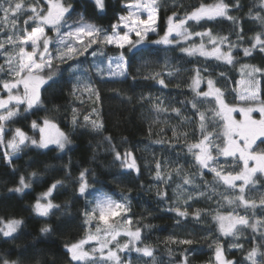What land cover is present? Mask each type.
Returning <instances> with one entry per match:
<instances>
[{
  "label": "snow or ice",
  "instance_id": "snow-or-ice-1",
  "mask_svg": "<svg viewBox=\"0 0 264 264\" xmlns=\"http://www.w3.org/2000/svg\"><path fill=\"white\" fill-rule=\"evenodd\" d=\"M87 2L88 0H85V4ZM91 3L100 12L106 10V0H91ZM124 7L127 14L120 15L117 23L112 24L108 30L93 22L84 12H78L71 0H0V33H5L4 39H0V57H3V62L0 63V91L7 93L6 97L0 96V148L5 149L3 160L13 171L14 158L19 157L28 148L57 153L71 150L72 139L48 118H45L42 124L32 121L33 135H29L20 127H13L17 117L43 106L41 90L47 92L58 87L63 82L64 72L68 73L69 82L72 84L71 95L79 99L87 94L89 99L94 97L96 102H100V91L95 86L92 73L94 72L101 81L126 82L131 76L130 56L144 58L151 55V52L145 50L146 45L170 48L183 41L185 46H181L180 51L187 56L199 55L235 67L232 49L238 45L232 43L227 36L213 35L211 29L192 32L187 25L189 21L199 24L201 21H214L218 18L230 20L235 25L239 21L230 14V9L239 10L242 7L239 0H235L233 5H229L225 0H214L210 4L201 3L179 19H175L176 13H173L167 18V28L162 36L158 34L156 27L160 0H125ZM253 9L258 10L253 12ZM144 14L146 18H142ZM249 18L257 21L261 32L254 36L251 47L243 48L244 56L252 55L254 49L264 53V0H256L250 7ZM46 29L53 35H48ZM240 31L242 32V29ZM149 33H155L159 38L150 39ZM193 36L201 38L199 44L186 43ZM205 37L208 38L207 43L212 45L210 50L205 46ZM237 39L243 40L244 37L237 33ZM224 44L228 45L226 52L221 50V45ZM93 45L114 46L119 52L108 56L103 48H96L89 53ZM86 54L94 58L88 67H84L83 62H78L69 64L67 69H61L62 64H68L70 60L78 61L79 57ZM98 57H103V60L97 61ZM175 71L179 72L180 69ZM203 71L208 72V68L205 67ZM240 71L242 78L236 82L239 89L238 98L246 103L244 106H229L225 102L224 91L216 86L211 73L208 77H203L201 69H195V76L189 85L194 96L187 103L191 104L195 114L199 116L201 137L198 141L189 143L186 132H178L173 128V137L168 143L170 147H174L183 136L187 153L194 160L190 167H195L197 171L190 173L184 165L176 161L165 160L162 163L157 160L154 179L167 185L173 180L174 172L181 181L176 184L179 194L175 199H183L185 205H188L194 196L209 200L219 196L218 206L213 210V220L221 235L232 238L228 248L243 249V244L238 241L245 230L250 229L253 233V246L245 253L244 264H264V147H261L264 145V99L260 97V79H264V68L242 64ZM173 74L168 72L169 76ZM258 74L260 79L257 78ZM218 75L226 77L225 72ZM159 76L157 73L155 77L146 76L144 79H158V83L166 87L165 80ZM205 79L207 91L200 89V84ZM132 80L135 82L136 77L133 76ZM112 90L118 92L115 88ZM213 101L215 107L201 111V105ZM153 107L157 112L169 110L163 107L162 101ZM171 111L178 117L182 116L179 108L172 107ZM72 112L74 128L86 127L97 133L103 131L104 124L96 108L84 115L83 124L79 123L78 110L73 108ZM234 112H239L242 118L235 119L232 115ZM253 113H259V118H254ZM215 117H220L223 121L220 131L208 130V122L214 121ZM149 133L151 134V128ZM104 140L111 145L115 165L123 170V173L135 172L139 175L140 168L133 152L117 151L110 136H105ZM257 141L260 143L257 144ZM155 143L162 144L164 141L157 140ZM220 157L224 160L221 161ZM226 163L232 165V170H226ZM65 167L67 169V166ZM205 170L213 174L212 182L205 179ZM39 175L37 171L29 173L27 178L21 175L18 184L8 191L23 195L25 190L31 189L33 181ZM66 175L69 179L72 178L70 171H66ZM90 175L92 182L89 180ZM197 177L203 182L202 187L197 184ZM95 179V173H90L87 168L82 169L76 177V192L86 200L83 212L86 229L82 238L65 245L68 264H133L128 255L121 256V253L132 252L137 254L136 264H162L155 256V249L144 241L139 227L135 230L124 227L132 224V221L126 218V213L131 210L130 197L123 196L121 200H116L102 193L93 196L94 191L99 193V190L93 187ZM119 179L120 174L114 177L116 182H119ZM237 181L241 183L238 185ZM63 186V180H56L37 196L32 206L36 215L47 218L54 214V210L60 209L61 206L54 202L53 193ZM221 186L223 191L220 190ZM156 187H159V184ZM191 189L198 191L193 193ZM254 192L261 193L258 200L252 195ZM184 193L187 195H183ZM89 196L93 198L89 199ZM157 196L163 200L167 198V193L158 191ZM220 201H224L230 209L226 214L220 210L223 206ZM241 208L243 213L238 211ZM167 211L175 212L181 219H187L189 216L188 207L182 210L175 201L174 206L169 207ZM201 213L202 210L197 209L192 216L200 221ZM122 214H125V218L109 223L110 218L121 217ZM94 221L102 222L104 227L99 223L94 224ZM176 223L180 224L181 220L178 219ZM23 224L22 219L13 218L6 222L0 220V240L6 243L14 242ZM40 232L47 235L52 232V228L45 224L40 228ZM121 236L127 237V240L121 242L118 239ZM257 236L259 240L256 239ZM168 240L189 246L196 243L190 238L177 241L173 236H169ZM213 243L214 256L209 264H240L239 261L227 257V250L218 239ZM87 245L93 246L86 247ZM195 251V248L184 249L182 259L170 261V264H190L188 255ZM171 252L170 249V255ZM0 264H21V260L2 257ZM36 264L40 262L36 261Z\"/></svg>",
  "mask_w": 264,
  "mask_h": 264
},
{
  "label": "trees",
  "instance_id": "trees-1",
  "mask_svg": "<svg viewBox=\"0 0 264 264\" xmlns=\"http://www.w3.org/2000/svg\"><path fill=\"white\" fill-rule=\"evenodd\" d=\"M71 2L78 12H84L93 22L108 30L112 24L117 23L120 15L126 14L125 0H106L107 7L104 12L98 11L91 0H88L87 4L85 0H71ZM213 2L214 0H160L157 18L159 34L164 33L167 28V18L173 13H176L175 19H179L199 7L201 3ZM225 2L233 5L235 0H225ZM239 2L242 5L239 10L230 9V14L237 17L239 21L235 25L232 21L223 18L201 21L199 24L189 21L187 25L192 32L211 29L213 35L227 36L232 43L238 45L232 49L235 67L199 55L189 57L180 51V47L185 46V42L170 48L148 45L145 50L151 52L150 56L144 58L130 56L131 76L126 82L101 81L94 72L92 73L95 86L100 91V102H96L94 97L89 99L87 94L79 99L71 95L72 84L69 82L67 72H64L63 82L54 90L50 89L47 92L41 90L43 106L17 117L13 127H20L29 135H33L32 121L35 120L41 124L45 118H48L72 139L73 144L70 146L71 150L66 153L28 148L19 157L14 158L15 171L4 162L3 149L0 148V220L6 222L15 218L24 221L22 230L14 242L6 243L0 240V258L20 259L21 264H36V261L40 264H68L65 245L85 235L83 212L86 200L76 192V177L82 169L87 168L90 173H95L93 187L99 190V193L94 191L93 196L102 193L116 200H121L123 196L130 197L131 210L126 213V218L132 221L130 228L141 229L144 241L155 249V256L162 264H170L173 260L180 261L183 250L188 248L196 249L194 253L188 255L190 264H209L214 256L213 241L217 239L226 248L229 259L244 264V255L253 246V233L250 229H246L239 239L238 242L243 244V249L228 248L232 238L221 235L213 220L215 215L213 210L218 206L219 196L211 200L194 196L188 205H185L183 199H175L179 194L176 184L181 181L174 172L173 180L167 185L160 184L154 179L157 160L162 163L165 160L176 161L184 165L190 173L197 171L195 167H190L194 164V160L187 153L183 136L178 143L174 144V147H170L168 143L172 140L173 128H176L178 132H186L189 143L198 141L201 137L199 116L195 114L191 104L187 103L194 96L189 85L195 76V69L200 68L203 77H208L211 73L216 86L224 91L225 102L229 106H235L237 99L233 89L241 77V65L250 64L264 68V53L254 49L250 56L243 54V48L251 47L254 36L261 32L257 21L249 18V9L256 0H239ZM257 10L253 9V12ZM237 33L243 35L244 39L238 40ZM4 37L5 33H0V39ZM207 39V37L204 38L205 46L210 50L212 45L207 43ZM200 41V37L193 36L186 43L199 44ZM221 47H224L225 51L228 50L227 44ZM96 48H103L105 55L108 56L119 52L117 48L93 45L89 53ZM93 59L86 54L79 57L78 61L70 60L68 64H62L60 67L67 69L69 64L78 62H83L84 67H88L93 63ZM96 59L103 60V57ZM2 62L3 57H0V63ZM205 67L208 68V72L203 71ZM177 68L180 69L179 72L175 71ZM170 71L174 73L172 76L168 75ZM220 72H225L226 77L219 76ZM157 73L160 74L159 78L165 80L166 87L159 84L158 79H144L146 76L155 77ZM133 76L136 77L135 82L132 80ZM113 88L118 92L113 91ZM260 88V97L264 99V79H261ZM200 89L208 90L206 79L201 82ZM161 101L163 107L169 109L167 112L155 111L153 105L160 104ZM182 101L185 103H181ZM172 107L179 108L182 116H176L171 111ZM210 107H215L214 101L201 105V111ZM73 108L78 110L80 124H83L84 115L96 108L104 124L103 131L97 133L86 127L74 128ZM184 117L189 119L184 120ZM222 124L220 117H215L214 121L208 122V130L220 131ZM149 128H151V134ZM105 136L111 137V142L117 151L123 153L125 150H131L133 152L140 168L139 175L135 172L123 173V170L115 165L114 154L110 150L111 145L104 140ZM157 140H163L164 143H155ZM220 160L223 161L224 158L220 157ZM225 168L232 170V165L226 163ZM32 171H37L40 175L33 181L31 189L25 190L23 195L8 191L18 184L21 175L27 178ZM66 171L71 172V179L66 175ZM118 174L120 179L116 182L114 177ZM205 179L212 182L213 174L205 170ZM56 180L64 181V186L53 193L54 202L61 207L54 210V214L47 218L40 217L35 214L32 206L37 196ZM89 180L92 182L91 175ZM196 182L203 186V182L198 177ZM158 184L159 187H156ZM220 190L223 191V186ZM158 191L166 192L167 198L160 199L157 196ZM191 191L196 193L198 190L191 189ZM254 194L259 199L261 193L254 192ZM92 198L89 196V199ZM174 201L182 210L188 207L187 219H181L175 212L167 211L169 207L174 206ZM220 203L223 205L220 210L226 214L230 209L224 201ZM197 209L202 210L200 221L192 216ZM238 211L243 213L244 210L241 208ZM121 218H125V214H122ZM178 219L181 220L180 224L176 223ZM93 223L96 224L97 221ZM45 224L52 228V232L47 235L40 232V228ZM169 236L175 237L177 241L186 238L194 239L196 243L192 246L172 243L168 240ZM256 239L259 240V236ZM125 255H128L133 260V264H136L135 252L123 256Z\"/></svg>",
  "mask_w": 264,
  "mask_h": 264
},
{
  "label": "rangeland",
  "instance_id": "rangeland-1",
  "mask_svg": "<svg viewBox=\"0 0 264 264\" xmlns=\"http://www.w3.org/2000/svg\"><path fill=\"white\" fill-rule=\"evenodd\" d=\"M125 10H126V14H127V9L125 8ZM142 18H146V14H144V15H142ZM116 23V22H115ZM156 27H157V32H158V19H157V23H156ZM46 32L48 33V35H53V33L50 31V30H48V29H46ZM158 34H159V32H158ZM164 34V33H163ZM163 34H159L160 36H162ZM133 36H134V34H133ZM149 38L150 39H158L159 38V36L157 35V34H155V33H149ZM181 43H183V41L181 42ZM146 46H148V45H146ZM173 46H175V45H173ZM222 46V45H221ZM109 47H113V48H115L114 46H109ZM221 50L222 51H225L224 50V47H221ZM226 52V51H225ZM202 57V56H201ZM220 62H222L223 63V61H220ZM225 63V62H224ZM242 77H240V79H241ZM257 78L258 79H260V76H259V74H258V76H257ZM239 79V80H240ZM238 80V81H239ZM260 83H261V79H260ZM234 89H237V91H235V93H236V99H237V104L235 105V106H244V104L246 103V102H244V101H241V100H239V98H238V91H239V89H238V85L236 84V86H235V88ZM260 92H261V88H260ZM0 96H4V97H6L7 96V93H5V92H2V91H0ZM262 99V98H261ZM23 107V106H22ZM232 115H233V117L235 118V119H237V120H239V119H241L242 117L240 116V114H239V112H234V113H232ZM253 117L254 118H259V113H253ZM42 124V123H41ZM36 135H37V137H38V133H36ZM10 136H11V130H9V137L8 138H10ZM264 147V146H263ZM3 149V153H4V151H5V149L4 148H2ZM229 159H231V158H229ZM251 163L252 162H250V166H251ZM238 185L241 183L240 181H237L236 182ZM257 200H258V198L256 197V195L253 193L252 194ZM122 218L121 217H116V218H114V219H112V218H110V220H109V223H114L115 221H118V220H121ZM97 223H99L100 225H101V227L103 228L104 227V225L102 224V222H100V221H97ZM124 227L125 228H130V225H124ZM121 242H123V241H125V240H127V237H124V236H121V237H119L118 238ZM93 244H94V242H93ZM91 246H93V245H87L86 247H91ZM125 253H121V256H123Z\"/></svg>",
  "mask_w": 264,
  "mask_h": 264
},
{
  "label": "flooded vegetation",
  "instance_id": "flooded-vegetation-1",
  "mask_svg": "<svg viewBox=\"0 0 264 264\" xmlns=\"http://www.w3.org/2000/svg\"><path fill=\"white\" fill-rule=\"evenodd\" d=\"M260 142L259 141H257V144H259ZM264 145H261V147H263Z\"/></svg>",
  "mask_w": 264,
  "mask_h": 264
}]
</instances>
